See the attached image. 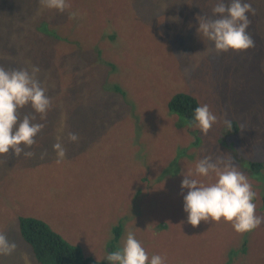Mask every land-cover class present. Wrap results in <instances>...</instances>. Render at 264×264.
<instances>
[{"label":"rangeland","instance_id":"1","mask_svg":"<svg viewBox=\"0 0 264 264\" xmlns=\"http://www.w3.org/2000/svg\"><path fill=\"white\" fill-rule=\"evenodd\" d=\"M249 2L254 47L217 52L197 32L215 0H67L63 12L0 0V66H38L51 99L43 118L31 105L17 111L44 125L25 149L33 155L0 154V233L17 245L0 264H39L20 235L21 215L43 219L105 264L129 231L165 264H264V224L245 233L223 219L193 227L181 189L200 159L230 158L264 215V165L250 169L264 164V0ZM177 91L217 115L206 133L167 108ZM193 178L215 182L214 174Z\"/></svg>","mask_w":264,"mask_h":264},{"label":"clouds","instance_id":"2","mask_svg":"<svg viewBox=\"0 0 264 264\" xmlns=\"http://www.w3.org/2000/svg\"><path fill=\"white\" fill-rule=\"evenodd\" d=\"M41 4L50 9L63 12L67 0H40ZM254 11L249 0H215L212 16H198L197 32L200 36L211 41L217 52L245 51L254 47V40L248 33L250 25L249 13ZM38 66L31 69L21 68L7 70L0 66V154L8 153L11 149L14 155L23 153L32 156L31 148L35 136L44 127L42 123H34L25 115L21 120L18 109L31 105L41 117L46 115L51 107V99L46 95V89L41 86L37 74ZM217 115L208 104L195 107L193 119L189 127H199L207 132L217 122ZM225 124L231 128V121L225 119ZM71 142H77L76 133H68ZM53 149L59 159L65 156L60 137L53 144ZM215 175V182L204 184L193 178V175L209 177ZM183 195V210L187 213V221L193 227L201 221L231 222L238 233H245L264 224V215L256 213L254 198L255 191L244 172L238 170L232 160L217 157H204L198 161L194 173L184 174L181 181ZM15 242L9 241L6 235L0 233V256L11 255L16 250ZM106 259L111 264H165V257L153 254L149 257L135 233H127L122 248L108 253Z\"/></svg>","mask_w":264,"mask_h":264},{"label":"trees","instance_id":"3","mask_svg":"<svg viewBox=\"0 0 264 264\" xmlns=\"http://www.w3.org/2000/svg\"><path fill=\"white\" fill-rule=\"evenodd\" d=\"M47 35L60 38L54 30L44 29ZM199 103L195 97L183 91H177L167 101V108L176 113L185 126L193 119V113ZM263 162L252 161V172H261ZM264 208V193L262 194ZM18 227L22 239L31 248L35 260L39 264H105L90 256L84 255L81 246L70 243L59 232L43 219L33 216H18ZM122 225L114 229V241L118 240ZM263 264V263H255Z\"/></svg>","mask_w":264,"mask_h":264}]
</instances>
